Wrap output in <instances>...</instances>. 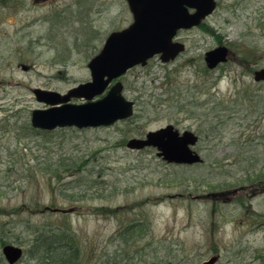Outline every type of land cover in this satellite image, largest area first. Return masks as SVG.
<instances>
[{
	"label": "rangeland",
	"instance_id": "1",
	"mask_svg": "<svg viewBox=\"0 0 264 264\" xmlns=\"http://www.w3.org/2000/svg\"><path fill=\"white\" fill-rule=\"evenodd\" d=\"M7 3L10 9L0 4V222H10L9 245L24 250L17 264H35L25 254L35 226L72 233L79 264L117 257L123 264H201L213 256L215 264H264V183L244 187L264 181V83L253 79L264 68V0H217L199 27L178 34L185 44L179 57H154L122 76L123 96L134 101L131 119L35 134L22 130L31 127L32 111L46 108L35 88L65 94L90 81L87 63L110 33L128 27L131 13L124 0ZM225 44L229 60L206 71L204 53ZM219 113L228 120L216 129L222 138L208 139V122ZM166 125L200 135L203 164H168L156 149L126 147ZM24 154L30 173L10 171ZM31 155L85 165L48 176L27 161ZM246 175L253 177L243 184ZM234 188L233 196L205 198ZM134 223L144 226L142 234L124 244ZM1 248L0 240V264H7Z\"/></svg>",
	"mask_w": 264,
	"mask_h": 264
},
{
	"label": "water",
	"instance_id": "2",
	"mask_svg": "<svg viewBox=\"0 0 264 264\" xmlns=\"http://www.w3.org/2000/svg\"><path fill=\"white\" fill-rule=\"evenodd\" d=\"M132 13L133 22L127 28L111 33L100 52L88 62L91 80L78 84L66 94L35 88L36 100L49 105L45 110L35 109L31 114L33 128L54 130L75 127L77 129L111 126L129 119L133 114V102L122 95L123 85L110 82L124 75L130 68L142 65L155 55L162 62L172 61L184 51V44L173 39L178 31L199 26L216 9V0H125ZM194 11L190 13V10ZM228 48H214L206 53L204 60L209 69L227 61ZM256 81H264V69L254 74ZM109 91L99 100L94 98ZM72 99H84L85 103L72 104ZM198 136L190 131L179 133L172 125L148 132L143 139L133 138L127 143L129 149L156 148L157 157L169 164L193 165L202 158L191 149ZM237 192V189L231 194ZM225 192H221L220 197ZM217 195L210 193L205 196ZM58 213H72V209L47 208ZM5 261L15 264L23 254L21 247L5 245L1 249ZM217 256L201 264H215Z\"/></svg>",
	"mask_w": 264,
	"mask_h": 264
},
{
	"label": "trees",
	"instance_id": "3",
	"mask_svg": "<svg viewBox=\"0 0 264 264\" xmlns=\"http://www.w3.org/2000/svg\"><path fill=\"white\" fill-rule=\"evenodd\" d=\"M24 133L25 132H31V134H35V130H33L31 127H23ZM17 142L21 141V138L16 139ZM28 157V154H24L23 156H19L18 159L19 162L16 165V162H12V166L10 167V171H14L17 166L18 172H25L27 175L31 171V166L29 164H26L25 158ZM27 161L30 162V164H33L42 171L45 175H53L55 174L57 177L58 172L61 170L69 172V176L72 175V171H79L81 168L85 165L84 161L80 162L76 159H64L59 157L55 164H52L51 162L48 163V160H45L44 158H33V155L30 156ZM24 162V163H23ZM27 162V163H28ZM17 171V170H16ZM15 171V172H16ZM262 174V173H258ZM254 175V174H253ZM256 176V175H254ZM59 177V176H58ZM253 177V176H252ZM252 177L250 175H246L243 180H241V183L244 184L247 181L252 180ZM264 177V176H263ZM263 177H261L263 179ZM60 180V179H58ZM144 226H142L140 223H134L126 228L124 232V236L121 238L124 244H127V242L132 239L134 236L142 234V229ZM10 222L9 223H1L0 222V240L2 246L9 244L10 240L8 239L10 230ZM32 238L30 241V246L25 251V254L27 256V260L29 262H34L35 264H79L81 261L80 255H81V249L76 243V237L72 235L67 230H61V229H48L46 227H33V232L31 233ZM127 236V237H126ZM8 239V240H7ZM16 239V238H15ZM17 242V239L15 240ZM122 260L117 258H113L112 261H110L108 264H123L121 262ZM2 264H4L2 262Z\"/></svg>",
	"mask_w": 264,
	"mask_h": 264
},
{
	"label": "flooded vegetation",
	"instance_id": "4",
	"mask_svg": "<svg viewBox=\"0 0 264 264\" xmlns=\"http://www.w3.org/2000/svg\"><path fill=\"white\" fill-rule=\"evenodd\" d=\"M9 0H0V4L1 5H6L7 6V2H8ZM14 1V0H13ZM30 1V0H29ZM32 2H41V1H45V0H31ZM13 3V2H12ZM11 3V4H12ZM10 4V5H11ZM10 5L9 6H7L9 9H10ZM12 9V8H11ZM131 18H132V14H131ZM132 21V20H131ZM175 40H177V41H179V39H178V35H177V37H176V39ZM179 42H181V41H179ZM226 45V44H225ZM226 47L228 48V60H229V56L231 55V48H229L227 45H226ZM210 51V50H209ZM184 52V51H183ZM208 51H206L205 53H204V57H203V60H204V58H205V55H206V53H207ZM181 55V54H180ZM180 55H178L177 57H179ZM176 57V58H177ZM175 58V59H176ZM174 59V60H175ZM227 62V61H226ZM204 63H205V68H206V71H215V69H217L218 67H219V65H217L216 67H215V69H213V70H211V69H209L208 67H207V64H206V61L204 60ZM225 64V63H224ZM220 65H222V64H220ZM253 67V66H252ZM263 68V67H262ZM262 68H257V69H255L254 70V72H253V76H254V74L259 70V69H262ZM261 82H263L264 83V81H258L257 83H261ZM260 101V100H259ZM264 103V102H263ZM208 104H212V105H214V103H213V101H208V102H206L204 105L206 106V105H208ZM214 109V108H213ZM264 104L262 105V107H261V113H262V115H264ZM224 117V115L222 114V113H219V114H217V115H215V117H214V119H216V123L215 124H213V122L211 123L210 121L208 122L209 124H210V126L212 127L213 126V129H214V132H210L211 134H208L207 135V137H208V139H211V136L214 138V140H216L217 138L215 137L216 135L218 136V134H220V133H218V131L216 132V129L218 128V126H220V128H223L224 126H226L227 125V121L228 120H226L225 121V123H224V121L222 120V118ZM230 117H232L231 115H230ZM229 119V118H228ZM205 123H207V122H205ZM175 128V127H174ZM219 128V129H220ZM186 131H190V132H192L194 135H196V136H198V140H197V143L194 145V147L192 148V150L195 152V153H198L199 155H200V152L198 151V150H196V148H197V145H198V142H199V139H200V135H198V134H196L194 131H192L191 129H186V130H184V131H182V132H180V133H183V132H186ZM221 138L222 137H219V139H217V140H221ZM263 138H264V136H263ZM203 163H204V160H203ZM203 163H201V164H203ZM263 183H264V181L262 182V181H259V183H255V184H252V185H248V186H244L245 188L247 187L248 188V190L250 189V190H255V189H261V187L263 186ZM261 186V187H260ZM243 187V188H244ZM244 188V189H245ZM263 188V187H262ZM224 192H225V190H223ZM227 191V190H226ZM217 193V195H214V196H212V197H214V198H216V199H220V193H221V191L220 192H216ZM219 193V194H218ZM227 193H228V191H227ZM227 193L226 194H224V195H222V196H225V195H227ZM228 195H231V196H233V193H231V194H228Z\"/></svg>",
	"mask_w": 264,
	"mask_h": 264
}]
</instances>
